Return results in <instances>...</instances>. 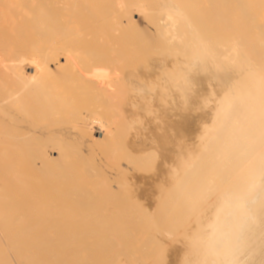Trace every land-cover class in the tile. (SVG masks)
Listing matches in <instances>:
<instances>
[{"label":"bare ground","instance_id":"obj_1","mask_svg":"<svg viewBox=\"0 0 264 264\" xmlns=\"http://www.w3.org/2000/svg\"><path fill=\"white\" fill-rule=\"evenodd\" d=\"M1 234L0 264H264V0H0Z\"/></svg>","mask_w":264,"mask_h":264},{"label":"rangeland","instance_id":"obj_2","mask_svg":"<svg viewBox=\"0 0 264 264\" xmlns=\"http://www.w3.org/2000/svg\"><path fill=\"white\" fill-rule=\"evenodd\" d=\"M236 14V13H235ZM236 17H238V16H235L234 18L236 19H230V21H237V18ZM135 19L136 20H138V21H142V18L140 17V16H136L135 17ZM63 22H67V21H63ZM122 35V33L121 32H115V33H113V34H111V35H109V37H106V40L105 41H102V39H101V42H100V40H99V43H98V46L99 47H101V45H103L107 50L112 46V45H118L117 44V42H118V40H117V38L119 39L120 38V36ZM38 37H36L35 35L34 36H32V34H31V32H30V36H29V39L27 40V41H25V42H23L20 46H22V48L23 49H25V51H35L36 49H35V46L37 45V49H38V46H39V42H38ZM83 41H87V42H90V39L87 37V36H85V37H83V40H82V43H83ZM152 46L153 45H156V43L155 42H153L152 44H151ZM35 52H37V50L35 51ZM154 54H156L155 53V51L154 50H152V49H150V51H149V57H154ZM147 56V52H145V51H143V52H141L140 54H139V58H135V59H131L130 61H134V63H133V67L135 66L136 68L139 66V64L140 63H142L144 60H145V58H146V56ZM145 56V57H144ZM117 67L118 68H126L127 67V65H126V63L125 62H118V64H117ZM37 130V133H38V135H40L42 138H44L45 136H46V131H45V129L43 128V127H39V128H37L36 129ZM64 132V131H63ZM65 134V133H64ZM96 137H99V138H101L102 136L101 135H97ZM101 147V146H100ZM99 147V148H100ZM99 150V149H98ZM100 150H101V148H100ZM85 151H87V149H85ZM102 151V150H101ZM99 152V151H98ZM98 154H101L102 155V157L104 158V161H105V159L107 158V156L106 155H104V154H102V152L101 153H98ZM50 155V158H52V159H56L57 158V154H55V153H52V154H49ZM100 155V156H101ZM118 156L120 157L121 156V154H117V163L118 164H120V163H123L124 164V166H125V164H127V162H125L123 159H122V157H120V158H118ZM106 157V158H105ZM105 162H108V159H106V161ZM126 168V167H125ZM105 170H106V172H109L110 170L108 169V167L105 165ZM133 169H132V167L131 168H129L128 170L127 169H125V172H126V174L128 173L130 176V178H131V180L134 182V179H133V177L136 179V183L138 184V185H136L137 186V188L139 189H143L142 187H144V188H146L145 187V183H146V186L148 185V179H146L145 178V181H141L144 177H143V174H141L140 172V170H137L136 168L132 171ZM140 173V175H139V177L140 178H142V179H139V177L136 175V173H137V171ZM139 173H137V174H139ZM145 174V173H144ZM141 175H142V177H141ZM145 177H147V175L145 174L144 175ZM139 179V180H138ZM144 180V179H143ZM154 180H156V179H154ZM163 181H165L164 179H162ZM162 180H160L159 181V183H161L162 184V186H164V184H165V182H163ZM109 181H110V179H109ZM144 182V183H143ZM110 183V185H111V187H113L112 188V191H114L115 193H117L118 195L120 194V191H121V185H119L120 183H121V180H118V179H114V180H112V181H110L109 182ZM141 183H143V185L141 184ZM159 183H158V185H159ZM161 184L158 186V187H160L161 186ZM141 185V186H140ZM156 186H157V184H156ZM147 189V188H146ZM154 192H157V190L156 191H154ZM141 196H143V195H141ZM156 197H157V195H156ZM155 197V193H154V197L153 198H156ZM143 198H144V196H143ZM0 238L2 239L3 238V235L1 234L0 235ZM169 245H168V248L170 249V252H171V250H173L174 248L173 247H175V245H172V243L170 244V243H168ZM1 247H0V251H4V249L5 250H8V246L4 243V244H1L0 245ZM171 246H172V248H171ZM176 249H178V248H175L174 250H176ZM174 250H173V252H174ZM172 252V253H173ZM180 253V254H179ZM181 250H180V252H178L177 251V256L175 257V259H173L172 261H171V263L169 262V264H176L177 262H178V264H179V260H180V256H182L181 255ZM179 256V257H178ZM153 259V258H152ZM152 259H150L151 261H149V263L148 264H151V262H152V264L154 263V261L152 260ZM9 261L11 262V264H15V259H14V253L13 252H9ZM175 261H177L176 263H175Z\"/></svg>","mask_w":264,"mask_h":264}]
</instances>
